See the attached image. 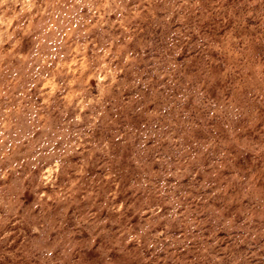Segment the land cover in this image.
Masks as SVG:
<instances>
[{"label": "rangeland", "instance_id": "obj_1", "mask_svg": "<svg viewBox=\"0 0 264 264\" xmlns=\"http://www.w3.org/2000/svg\"><path fill=\"white\" fill-rule=\"evenodd\" d=\"M0 264H264V0H0Z\"/></svg>", "mask_w": 264, "mask_h": 264}]
</instances>
